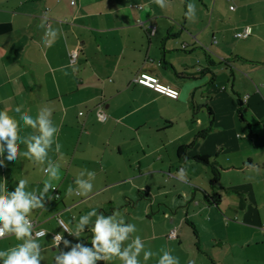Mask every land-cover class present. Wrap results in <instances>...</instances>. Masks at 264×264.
Segmentation results:
<instances>
[{"label":"crops","instance_id":"0c3cea01","mask_svg":"<svg viewBox=\"0 0 264 264\" xmlns=\"http://www.w3.org/2000/svg\"><path fill=\"white\" fill-rule=\"evenodd\" d=\"M189 1L168 0L161 9L153 0H0V111L18 121L22 137L34 130L20 116L35 118L44 106L53 109L59 128L60 152L54 144L48 159L59 165L54 185L61 198L50 190L45 209L30 214L48 233L41 239L42 264H54L56 233L77 242L58 219L74 223L93 209L119 210L136 224L133 236L157 254L148 261L141 255L142 264H156L162 249L180 264H264V26L230 47L223 35L216 37L218 23L185 17ZM225 1L236 16L233 0ZM42 23L59 30L50 45ZM73 51L79 53L74 64ZM143 73L179 97L136 83ZM98 109L107 113L105 122ZM5 156L0 181L9 191L20 179L29 190L43 189L47 161ZM205 157L220 169L217 180L197 160ZM181 168L187 182L176 178ZM83 170L96 173L93 192L68 196ZM215 193L219 203L206 198ZM172 230L176 239L168 238ZM79 239L90 244V230ZM16 242L0 239V250ZM233 251L250 255L238 261Z\"/></svg>","mask_w":264,"mask_h":264},{"label":"clouds","instance_id":"9594fccd","mask_svg":"<svg viewBox=\"0 0 264 264\" xmlns=\"http://www.w3.org/2000/svg\"><path fill=\"white\" fill-rule=\"evenodd\" d=\"M161 9L168 6V0H153ZM189 21L196 20V6L187 4L184 13ZM44 42L50 45L58 35V29L46 26ZM247 31L250 33L251 28ZM174 97L177 93L172 94ZM15 112L21 113V107L17 106ZM53 109L49 106L41 107L35 118L26 112L20 116L25 127L34 130L33 134L26 137L20 136L18 121L9 115L8 110L0 111V156H5L6 161L12 162L19 157L27 158L35 164H44L42 172L47 177L43 181V189L29 190L28 181L20 179L14 190L9 191L7 181H0V239L14 236L17 241L13 246L0 250V264H42L43 247L41 239L48 235L47 230L36 227L30 219V214L35 210L45 209L46 196L50 190H54V181L61 178L59 165L48 159L49 151L55 144V151L60 152L61 145L57 142L58 126L52 120ZM20 144L26 146V150L20 151ZM5 161L0 160V165ZM246 168L255 169V165H245ZM258 171V169H256ZM96 178L94 171L83 170L75 178L76 187L69 186L67 195L87 197L93 192V181ZM176 178L181 182H187V171L181 168L176 173ZM74 223L58 219V223L64 232L74 237L73 243L64 238L61 233L52 236V243L59 248L54 257V264H112L118 260L120 264H142L154 255L151 250H146L145 243L137 232L136 224L125 222L119 210H114L111 215L97 212L95 209L79 216L73 217ZM86 230L91 232V243L80 240L81 233ZM64 245L63 250L60 248ZM156 264H180L179 257L171 251L161 250ZM189 264H195L190 261Z\"/></svg>","mask_w":264,"mask_h":264},{"label":"rangeland","instance_id":"374dc122","mask_svg":"<svg viewBox=\"0 0 264 264\" xmlns=\"http://www.w3.org/2000/svg\"><path fill=\"white\" fill-rule=\"evenodd\" d=\"M189 3H193L196 6V16L200 19H197L198 22L202 20V23L205 22L208 24L210 22L215 26L218 23L221 33L217 34L216 37L219 41H222L223 35L226 41L229 42L230 47L240 43L243 44L244 41H246L244 39L235 38L234 35L236 32L242 31L247 26H250L252 31L254 28L262 27V25L264 26V0H233L231 3L234 7L233 10H238L236 16H234L235 12L229 10V4L225 0H216V2L215 0H190ZM237 29L239 30L235 32ZM261 29L262 28H260V30ZM231 42H233V45ZM226 83L227 81L225 84ZM228 89V92L231 94L230 88ZM207 101H210V99ZM217 113L220 114V119L228 118L226 111H217ZM236 117L237 120L241 119L239 114H236ZM223 232L224 230H222L220 234L224 235ZM244 252L233 251V253L239 255L238 261H241L243 255H250V251L246 254Z\"/></svg>","mask_w":264,"mask_h":264},{"label":"built area","instance_id":"2783aa9c","mask_svg":"<svg viewBox=\"0 0 264 264\" xmlns=\"http://www.w3.org/2000/svg\"><path fill=\"white\" fill-rule=\"evenodd\" d=\"M230 9L231 10L234 9L233 5L230 6ZM248 28H251V27L247 26L242 31L238 32L235 35L236 38H238V39H247V38H249L252 35V29H251V32L249 33L247 31ZM154 32H155V27H152L151 28V33L154 34ZM78 58H79L78 51H73L70 54L71 63H73V64L76 63L78 61ZM135 82L140 84V85H143V86H145L147 88H150V89H152V90H154V91H156L158 93H161V94H164L166 96H169L171 98L177 99L179 97V92L177 90L161 84L159 79L157 77H155V76L143 73V74H141V75H139V76H137L135 78ZM173 93H177V95L174 97L172 95ZM246 101H247V97L244 98L243 102L246 103ZM80 114H82V112ZM97 118H98L99 121L105 122L108 119V115L102 109H98L97 110ZM53 191H54L55 197L56 198H60V193L58 191V188L55 187ZM59 219H61V218H59ZM32 221H33V223H34V225L36 227V230H40L41 228L39 227V223L37 221H35V220H32ZM177 237H178V234H177L176 230H172L168 234V238H170V239H176Z\"/></svg>","mask_w":264,"mask_h":264},{"label":"trees","instance_id":"16d2710c","mask_svg":"<svg viewBox=\"0 0 264 264\" xmlns=\"http://www.w3.org/2000/svg\"><path fill=\"white\" fill-rule=\"evenodd\" d=\"M182 150V149H181ZM197 160L199 161H203L205 162L208 166L211 167L213 173L215 174V179H218V176H220V169L217 168L213 163H210L208 158H197ZM60 198H61V194H60ZM207 200L210 199L211 201L213 200L215 203H219L220 202V195L218 193H215V197H212L210 195L206 196ZM62 219V218H61Z\"/></svg>","mask_w":264,"mask_h":264}]
</instances>
